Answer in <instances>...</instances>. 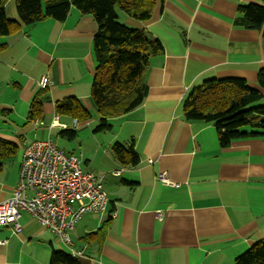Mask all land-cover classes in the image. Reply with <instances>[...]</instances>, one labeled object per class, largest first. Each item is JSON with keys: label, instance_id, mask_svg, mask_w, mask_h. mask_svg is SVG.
<instances>
[{"label": "crops", "instance_id": "1", "mask_svg": "<svg viewBox=\"0 0 264 264\" xmlns=\"http://www.w3.org/2000/svg\"><path fill=\"white\" fill-rule=\"evenodd\" d=\"M250 4L264 6V0H158L149 21L122 18L163 46L145 72L142 105L111 120L120 123V135L134 144L140 163L123 166L113 150H105L104 163L88 162L89 170L80 159L85 171L104 177L107 211L83 217L71 233L72 250L23 212L22 233L0 228V264H49L53 250L82 253L81 264H235L264 239V139L222 148L214 124L184 114L186 98L206 81L240 78L260 87L264 27L235 24L240 7ZM8 19L18 28L0 52V139L17 152L2 163L0 202L18 184L25 143L80 128V121L73 127L77 118L57 113L56 103L77 98L88 110L93 106L98 29L93 16L75 7L65 21L48 18L26 26L14 5ZM43 76L54 85L44 95L43 118L31 122ZM56 118L62 126H53ZM118 170L122 174L114 175ZM162 173L172 185L158 179Z\"/></svg>", "mask_w": 264, "mask_h": 264}, {"label": "trees", "instance_id": "2", "mask_svg": "<svg viewBox=\"0 0 264 264\" xmlns=\"http://www.w3.org/2000/svg\"><path fill=\"white\" fill-rule=\"evenodd\" d=\"M0 0V52L7 49L3 41L18 28V23L8 19L6 4ZM21 24L34 25L52 18L65 21L73 7L84 15H91L98 24L94 36L95 76L91 102L97 110L100 125L97 130L111 129V120L121 118L142 105L147 95L145 72L153 56L163 51L160 41L144 31L129 27L119 21L117 9L140 21L153 17L158 0H14ZM164 0H160L163 3ZM248 30L264 27V6H241L235 21ZM259 88L249 85L245 79L228 78L206 81L194 89L184 102V114L189 121L214 124L219 144L229 147L244 139H264V105L255 106L264 98V67L258 74ZM41 90L33 99L29 121L42 119L43 99ZM57 113L87 121L90 111L77 98L56 103ZM70 138L75 131L66 130ZM115 159L123 166H137L140 158L134 144L113 146ZM17 152L16 145L0 139V172L3 161ZM93 235L85 237L87 241ZM49 264H81L68 252L53 250ZM235 264H264V239L235 260Z\"/></svg>", "mask_w": 264, "mask_h": 264}, {"label": "built area", "instance_id": "3", "mask_svg": "<svg viewBox=\"0 0 264 264\" xmlns=\"http://www.w3.org/2000/svg\"><path fill=\"white\" fill-rule=\"evenodd\" d=\"M53 85L48 76L41 77L38 82L41 90H48ZM57 120L53 126H62ZM78 124V119H74V129ZM122 172L118 170L113 174L117 176ZM158 179L166 185L173 184L167 173L160 174ZM109 202L104 177L85 171L79 157L68 154L53 140H34L23 145L15 190L8 199L0 202V228L10 227L14 234L22 233V213L27 212L72 250L71 233L77 224L86 214L105 213ZM71 255L78 258L82 253L73 250Z\"/></svg>", "mask_w": 264, "mask_h": 264}, {"label": "rangeland", "instance_id": "4", "mask_svg": "<svg viewBox=\"0 0 264 264\" xmlns=\"http://www.w3.org/2000/svg\"><path fill=\"white\" fill-rule=\"evenodd\" d=\"M14 5L15 1H13V3L11 1V3L8 4V17H11L12 7H14ZM117 12L124 15L119 17V21L123 23L124 21L122 18L126 17L127 14H125L120 9H117ZM260 104L262 103L258 102L254 105L261 106ZM89 110L91 118L87 121H80L81 126L75 130L76 134L74 138H70L69 134L64 133L66 129H57L50 136L53 142L61 149L65 150L68 154H73L79 157L82 160V165L85 170L88 169L87 165H89L92 160L96 161V165L99 163H104L103 155L106 153L105 150H108L109 153H112V149L108 148V142L113 137L116 138L115 143H119L125 147L130 146L128 139H126L124 135H120V123L112 121L110 123L112 125L111 129L97 130L98 126L100 125L99 114L93 106L90 107Z\"/></svg>", "mask_w": 264, "mask_h": 264}]
</instances>
